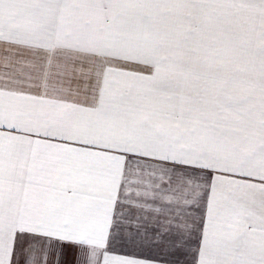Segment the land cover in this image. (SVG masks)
<instances>
[{
	"label": "snow or ice",
	"instance_id": "1",
	"mask_svg": "<svg viewBox=\"0 0 264 264\" xmlns=\"http://www.w3.org/2000/svg\"><path fill=\"white\" fill-rule=\"evenodd\" d=\"M0 264H264V0H0Z\"/></svg>",
	"mask_w": 264,
	"mask_h": 264
}]
</instances>
